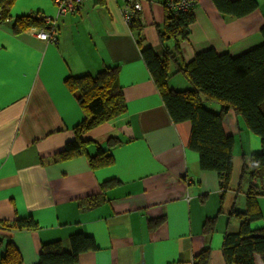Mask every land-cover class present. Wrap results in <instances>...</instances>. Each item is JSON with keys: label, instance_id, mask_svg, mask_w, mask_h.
<instances>
[{"label": "crops", "instance_id": "obj_1", "mask_svg": "<svg viewBox=\"0 0 264 264\" xmlns=\"http://www.w3.org/2000/svg\"><path fill=\"white\" fill-rule=\"evenodd\" d=\"M165 1L142 0L138 17L146 20L143 35L158 53L164 50L159 27ZM257 1L250 14L230 17L213 0H199L184 58L208 48L238 55L260 44L264 0ZM123 5V0H85L79 9L61 12L55 0H17L12 18L33 13L55 18L58 42L39 39L31 30L16 34L12 22L0 24V220L33 216L40 225L9 234L21 264H36L44 242L60 239L68 246L69 236L79 232L92 235L97 248L82 252L74 264H192L206 247L212 250L210 264H225V233L239 228L230 211L246 208L243 161L250 164L249 156L262 150L261 137L233 109L226 114L223 126L234 137L235 157L224 192L219 174L201 169L199 153L189 147L190 123L172 119L137 30L124 20ZM105 64L119 66L128 109L90 136L110 149L114 162L93 169L89 156L98 152L96 145H90L94 152L88 146L86 153L57 159L85 118L65 79L95 73ZM169 82L174 87L172 76ZM111 136L121 142L113 146ZM100 194L105 199L95 205L82 202ZM257 200L263 218L252 228L264 227V190ZM209 217L217 219L207 238L203 225ZM150 220H158L153 228ZM4 250L5 244L0 259ZM256 264L264 260L256 256Z\"/></svg>", "mask_w": 264, "mask_h": 264}, {"label": "trees", "instance_id": "obj_2", "mask_svg": "<svg viewBox=\"0 0 264 264\" xmlns=\"http://www.w3.org/2000/svg\"><path fill=\"white\" fill-rule=\"evenodd\" d=\"M17 0H0V24L12 22L14 33L20 34L31 28L47 29L49 24L39 14L22 15L12 18L11 10ZM142 1V0H141ZM164 24L159 27L164 50L158 53L147 43L143 28L145 23L141 10L132 20L131 28L136 29L137 40L142 47L144 60L161 92L174 122L187 121L191 126L189 147L199 153V164L203 170L216 171L221 178L222 190L230 188L234 171V137L228 135L223 121L230 109L245 121V125L262 140V150L250 155L251 163L243 161V176L247 175L249 187L244 210L233 208L232 217L239 220L237 231H227L222 252L225 264H256V256L264 260V227L252 228L251 224L263 218L257 197L264 190V25L260 28L262 41L250 49L233 55L218 52L214 48L199 51L189 60L183 55V45L190 41L191 25L195 21L194 8L172 14L166 8ZM221 14L243 17L254 11L257 0H213ZM140 22V23H139ZM175 40L174 48L167 42ZM177 65L176 73H182L191 88L177 89L170 85L171 63ZM119 66L84 75H71L65 79L66 86L75 94L81 104L85 118L75 126V138L56 153L57 159L68 160L87 152V147L96 145L98 152L89 156L90 166L98 169L111 165L114 156L105 151L99 142L90 136V131L102 123L122 116L128 109L122 86L119 82ZM206 101L219 103L221 109L205 106ZM113 146L121 142L109 137ZM253 181H256L253 183ZM105 199L100 195L87 196L82 202L95 205ZM217 217L206 219L203 230L207 238L215 232ZM148 221L150 228L156 225ZM40 228L33 216L0 220V247L5 244L0 264H21L23 256L9 234L18 231H33ZM6 237V241L3 240ZM92 235L82 232L71 234L68 246L60 239L44 242L36 264H74L82 252L96 249ZM211 248L206 247L194 256L192 264H210Z\"/></svg>", "mask_w": 264, "mask_h": 264}, {"label": "built area", "instance_id": "obj_3", "mask_svg": "<svg viewBox=\"0 0 264 264\" xmlns=\"http://www.w3.org/2000/svg\"><path fill=\"white\" fill-rule=\"evenodd\" d=\"M85 0H55L61 12L75 11L84 3ZM123 17L129 24L138 15V12L142 10L141 0H123ZM196 0H167L166 8L174 15H178L181 12L189 11L190 7L195 3ZM36 14V13H35ZM42 18V15H39ZM49 27L47 29L42 28H31L33 35L39 39L58 42V29L56 26L55 18H45Z\"/></svg>", "mask_w": 264, "mask_h": 264}, {"label": "rangeland", "instance_id": "obj_4", "mask_svg": "<svg viewBox=\"0 0 264 264\" xmlns=\"http://www.w3.org/2000/svg\"><path fill=\"white\" fill-rule=\"evenodd\" d=\"M124 20H125V18H124ZM129 25L131 27V24L130 23H129ZM174 44H175V40L171 39L170 40V43H169V46L172 47V48H174L173 47ZM107 66H108L107 64L103 65L97 72L105 69ZM176 70H177V65H176L175 62H172L171 63V70L170 71L172 73V75H171L172 76V81L175 83V84H172V85L175 88H177V89H185V87L186 88H191L192 87L191 84L184 78L183 74L182 73H176ZM180 82H183V85L180 84ZM187 85H188V87H187ZM204 104H205V106L208 109H213V108L219 107V105H218L219 103H217V102L206 101ZM95 150H96V147L95 146H90L89 147V151L94 152ZM246 161L248 163L247 158H246Z\"/></svg>", "mask_w": 264, "mask_h": 264}, {"label": "clouds", "instance_id": "obj_5", "mask_svg": "<svg viewBox=\"0 0 264 264\" xmlns=\"http://www.w3.org/2000/svg\"><path fill=\"white\" fill-rule=\"evenodd\" d=\"M33 14H35V13H33ZM39 15H41L40 13H38ZM42 18H45L44 16H42ZM256 181H253V183H255Z\"/></svg>", "mask_w": 264, "mask_h": 264}]
</instances>
